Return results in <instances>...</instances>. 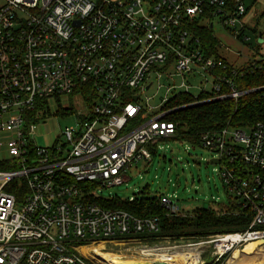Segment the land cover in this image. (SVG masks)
Instances as JSON below:
<instances>
[{
	"label": "built area",
	"instance_id": "built-area-1",
	"mask_svg": "<svg viewBox=\"0 0 264 264\" xmlns=\"http://www.w3.org/2000/svg\"><path fill=\"white\" fill-rule=\"evenodd\" d=\"M246 13L245 0H0V264H103L84 251L79 242L85 241L144 243L134 261H160L157 253L178 247L159 243L169 239L160 234L159 217L92 198L126 183L133 166L151 161L161 142L175 137L177 126L168 119L174 111L253 90H237V67L231 77L221 75L226 64L206 55L191 28L198 22L213 29L219 19L248 43L241 33ZM263 67L249 59L239 68ZM202 77L211 85L202 88L207 98L168 106L179 94L192 95L190 80ZM155 83L157 92H166L161 112L148 97L141 103ZM89 94L93 104L79 113L78 124L66 126L51 145H39L36 132L45 122L32 113L38 101L48 117L53 101L80 95L87 105ZM197 147L210 151L208 162L217 160L212 164L228 195L251 220L241 231L188 237L195 242L186 247L207 243L211 264H230L248 243L264 245V121L204 133ZM158 201L168 215L184 212L176 193ZM203 251L198 264H206Z\"/></svg>",
	"mask_w": 264,
	"mask_h": 264
},
{
	"label": "rangeland",
	"instance_id": "rangeland-1",
	"mask_svg": "<svg viewBox=\"0 0 264 264\" xmlns=\"http://www.w3.org/2000/svg\"><path fill=\"white\" fill-rule=\"evenodd\" d=\"M245 3L248 11L241 23L246 26V34L252 37L254 45L256 41L253 30H264V0H245ZM213 31L220 42L219 54L237 68L247 62V60L259 59L264 54V43L259 48L256 45L251 47L248 43H243L241 40L236 39L227 29L223 28L219 19L214 20ZM222 44L228 46V48L223 47ZM207 79L209 82L211 81V77L208 75ZM181 80V77L175 78L177 84ZM209 82H205L203 77L190 80L191 94L198 96L201 94L203 87L210 89L211 85ZM157 88V83L153 85V88L151 86V89L142 95L141 103L145 104L148 97L150 98L148 101L149 105L156 107L154 111L161 112V106H158V104H160L161 97L166 92L164 88L159 89L157 92ZM171 96L172 93H169L168 97ZM53 102L57 106L50 105L51 115L42 117L36 121L39 123L45 122L44 125H39L36 132L37 142L41 146L51 145L56 140L57 135L66 126L78 124L81 118L79 113L85 114L89 110L80 95L71 96L68 102L65 100L59 101V103L56 101ZM70 107H73L78 114L76 111L72 113ZM160 145L163 146V149H159L157 153H154L151 161L142 160L131 168L129 171L130 179L126 183L111 188H102V191L98 193L99 198L109 199L115 197L127 200L131 196L139 197L142 193L150 197L176 193L178 195V203L184 212L209 207H218L221 209L230 204V196L218 172L215 170L216 166L208 162L211 156L209 150L202 147H194L188 142L174 140H165ZM222 233L225 234L228 232H215L204 236H166L169 239L162 240L159 243L165 246H178L173 251L194 250L200 252L204 249L206 253L212 249L207 243L203 246L195 247V249L188 248L186 245L194 243L199 237L206 238ZM188 237H195V241ZM138 242L121 239L115 242L91 243L85 241L79 242V244L84 247H96L101 251H109L128 258L134 255L137 256L139 246L144 245V243ZM153 243L155 241H148L149 245H154ZM87 244L90 245L88 246ZM203 258L206 264H211L214 260V257L210 253H206Z\"/></svg>",
	"mask_w": 264,
	"mask_h": 264
},
{
	"label": "trees",
	"instance_id": "trees-1",
	"mask_svg": "<svg viewBox=\"0 0 264 264\" xmlns=\"http://www.w3.org/2000/svg\"><path fill=\"white\" fill-rule=\"evenodd\" d=\"M248 11V7H247ZM264 15V14H263ZM194 33L200 38L202 48L208 56H216L222 59L227 68L218 70L221 75L232 76V70L236 67L230 64L226 58L219 54L220 42L213 29L206 25L195 22L191 27ZM247 28L244 25L241 33L246 34ZM256 43L253 45L252 37L248 44L258 48L264 43V32L253 30ZM255 62L264 63V54L259 59H253ZM234 82L238 91H247L264 87V67L261 70H249L242 73L238 68V73L234 76ZM83 87V86H80ZM82 89H78L74 94ZM208 94H201L198 99L189 94H179L172 98L168 106L175 108L183 105L195 103L198 100L207 98ZM94 94L85 97L88 107H91L94 101ZM47 106L43 100L38 101V105L33 110V114L39 117L47 115ZM71 112L76 110L70 107ZM170 121L176 124V135L172 140L191 143L194 147L200 145V138L204 133L219 131L225 127H248L253 126L259 121H264V89L251 91L236 98H227L211 102L190 105L185 108L174 111L168 116ZM18 183L14 181L13 185ZM10 188V191H13ZM229 206L219 209L197 208L189 212L168 215L164 207L158 201V197H150L142 193L141 196H135L133 201L122 200L119 198H92V201L98 204L112 208L127 210L137 216H157L160 219V234L163 236H204L215 232H233L241 231L247 228L251 216L239 208L230 197ZM221 207V206H220Z\"/></svg>",
	"mask_w": 264,
	"mask_h": 264
},
{
	"label": "bare ground",
	"instance_id": "bare-ground-1",
	"mask_svg": "<svg viewBox=\"0 0 264 264\" xmlns=\"http://www.w3.org/2000/svg\"><path fill=\"white\" fill-rule=\"evenodd\" d=\"M262 241L250 242L243 250H236L230 264H264ZM84 251L103 264H134V257L124 258L119 254L101 251L98 248H84ZM151 253V252H150ZM156 256L168 264H198L200 255L196 251L160 252Z\"/></svg>",
	"mask_w": 264,
	"mask_h": 264
},
{
	"label": "water",
	"instance_id": "water-1",
	"mask_svg": "<svg viewBox=\"0 0 264 264\" xmlns=\"http://www.w3.org/2000/svg\"><path fill=\"white\" fill-rule=\"evenodd\" d=\"M262 89H264V87L253 89L252 91H258V90H262ZM216 162H217L216 159L211 160V163H216ZM134 264H168V263H166L164 261L156 260V261H135Z\"/></svg>",
	"mask_w": 264,
	"mask_h": 264
},
{
	"label": "crops",
	"instance_id": "crops-1",
	"mask_svg": "<svg viewBox=\"0 0 264 264\" xmlns=\"http://www.w3.org/2000/svg\"><path fill=\"white\" fill-rule=\"evenodd\" d=\"M247 6V5H246ZM260 30V29H259ZM261 32L263 31L264 32V30H260ZM262 45V44H261Z\"/></svg>",
	"mask_w": 264,
	"mask_h": 264
}]
</instances>
